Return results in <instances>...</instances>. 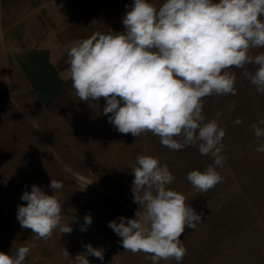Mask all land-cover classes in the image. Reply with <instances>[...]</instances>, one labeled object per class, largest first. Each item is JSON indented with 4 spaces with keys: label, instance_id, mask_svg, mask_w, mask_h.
Instances as JSON below:
<instances>
[{
    "label": "rangeland",
    "instance_id": "1",
    "mask_svg": "<svg viewBox=\"0 0 264 264\" xmlns=\"http://www.w3.org/2000/svg\"><path fill=\"white\" fill-rule=\"evenodd\" d=\"M133 2L0 0V252L15 255L27 245L24 264H74L91 244L104 249V259L88 256L90 264H152L143 252L125 251L107 226L142 211L133 202L131 170L139 155H150L174 175L168 187L203 213L181 237L187 250L181 264H264V152L255 151L264 140L251 128H264V94L240 69H232L236 95L204 98L206 122L220 113L227 158L217 167L222 181L207 192L186 178L213 163L198 147L171 151L150 132L138 138L121 134L103 115V98L84 103L76 96L66 63L72 42L96 31H124L126 6ZM149 2L158 8L164 0ZM259 52L264 49L253 50ZM238 118L242 124L234 123ZM51 179L63 182L56 195L64 201L63 222L75 217L73 231L56 229L49 239L37 240L21 228L17 209L33 184L52 195ZM86 214L92 224L81 231Z\"/></svg>",
    "mask_w": 264,
    "mask_h": 264
},
{
    "label": "clouds",
    "instance_id": "2",
    "mask_svg": "<svg viewBox=\"0 0 264 264\" xmlns=\"http://www.w3.org/2000/svg\"><path fill=\"white\" fill-rule=\"evenodd\" d=\"M126 7L124 31H96L72 42L66 61L71 86L81 102L103 98V115L121 134L138 138L150 132L171 151L198 147L213 163L186 178L197 191L207 192L222 181L217 167L227 158L222 155L226 130L218 123L220 113L206 122L204 98L237 94L233 68L264 94V52L253 54L264 49V0H164L158 8L149 0H134ZM259 123L264 125V119ZM251 128L258 141L264 140V128L255 123ZM255 151L264 152V143ZM131 174L133 202L142 211L107 226L125 251L143 252L152 264H181L187 251L181 237L196 228L203 213L168 187L175 177L158 158L139 155ZM48 187L52 195L33 184L20 197L26 204L17 209L21 228L30 229L37 240L49 239L56 229L73 231L75 217L63 222L64 201L56 195L63 182L51 179ZM91 224L86 214L81 231ZM85 247L74 264H90L88 256L103 261L104 249ZM29 251L22 245L15 255L0 252V264H24Z\"/></svg>",
    "mask_w": 264,
    "mask_h": 264
}]
</instances>
